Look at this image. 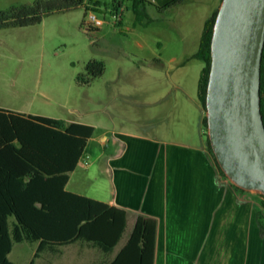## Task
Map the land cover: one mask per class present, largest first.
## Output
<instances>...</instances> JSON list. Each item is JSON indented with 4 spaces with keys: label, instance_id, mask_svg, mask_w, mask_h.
<instances>
[{
    "label": "rangeland",
    "instance_id": "374dc122",
    "mask_svg": "<svg viewBox=\"0 0 264 264\" xmlns=\"http://www.w3.org/2000/svg\"><path fill=\"white\" fill-rule=\"evenodd\" d=\"M37 1L0 0V12ZM92 1L93 9L101 3V10L88 11H96L105 21L103 31H89L83 25L82 8L47 15L34 26L0 29V108L90 124L97 128L98 137L104 127L113 123H147L155 100L165 105H188L183 91L163 92L170 81L167 75L177 68L170 59H183L198 48L204 23L219 9L221 1L185 0L164 11L158 9L161 2L157 0L147 3L146 9L125 1L128 10L123 26L115 28L114 0ZM141 34L148 40L144 48L136 43ZM156 38L162 39L163 47L156 44ZM94 60L105 63L104 74L89 84L79 82L80 75L88 76L86 66ZM197 66L201 69L205 64L193 61L186 70L195 72ZM196 96L197 88L192 93V97ZM175 114L171 121H180V111ZM102 151L97 140L88 144L69 191L95 199L107 198V180L100 163L95 162ZM252 196L255 207L260 208L262 195ZM38 245L16 244L10 260L30 264ZM102 258L98 249L78 243L61 247L57 253L45 252L36 264H100ZM236 259L235 264H244L240 256ZM252 264H264V240L258 236Z\"/></svg>",
    "mask_w": 264,
    "mask_h": 264
},
{
    "label": "crops",
    "instance_id": "0c3cea01",
    "mask_svg": "<svg viewBox=\"0 0 264 264\" xmlns=\"http://www.w3.org/2000/svg\"><path fill=\"white\" fill-rule=\"evenodd\" d=\"M161 1L165 3L168 0ZM91 2L86 0L81 8L101 10L100 2L94 9ZM154 2L146 0L140 5L134 2V7ZM125 4L124 1L119 12L121 19L114 22V28L123 26L124 14L128 10ZM115 13L113 9V16ZM96 30L103 31V27ZM139 37L136 43L144 48L148 45L147 37L142 34ZM155 42L164 46L160 38H156ZM199 47L200 42L198 48L183 59H170L177 68L167 75L170 81L163 91L164 94L173 90L183 91L189 100L188 105H165L155 100L147 123H141V120L128 124L113 123L104 127L98 137L97 128L91 125L95 131L88 144L95 140L101 143L103 151L95 162L100 163L108 188L107 198L92 199L127 213L124 240L110 255L101 252L103 258L100 264L117 256L139 216L151 218L157 224L154 264H235L237 256H240L241 262L244 259V264H252L254 240L257 236L264 240L260 235L257 222L259 208L254 205L253 193L237 190L223 177L208 149L205 111L199 98L204 66L201 69L197 66L195 72L186 70L189 63L201 61L193 57ZM196 88L197 96L194 98L192 93ZM176 111H180L181 118L174 122L171 120ZM161 112L168 113L162 117ZM79 164L70 173L67 190ZM10 221L13 219L10 218Z\"/></svg>",
    "mask_w": 264,
    "mask_h": 264
},
{
    "label": "trees",
    "instance_id": "16d2710c",
    "mask_svg": "<svg viewBox=\"0 0 264 264\" xmlns=\"http://www.w3.org/2000/svg\"><path fill=\"white\" fill-rule=\"evenodd\" d=\"M86 0H38L0 12V29L25 28L40 24L53 13L81 8ZM124 1L140 5L146 0H114L113 9L120 14ZM158 9L164 11L185 0H168ZM222 1V0H221ZM89 31L96 28L87 21ZM218 14L216 9L207 19L198 52L193 56L204 62L199 83V98L206 112V95L211 68V42ZM106 66L91 61L86 66L88 76L78 81L89 84L101 77ZM261 112L264 119V51L261 68ZM207 131V117H204ZM95 128L82 123H68L45 116L25 115L0 108V264H15L9 255L15 244L37 242L38 248L30 264L45 252L57 253L59 248L74 244L89 245L105 255L113 253L127 232V213L108 204L72 193L66 189L70 173L76 170L84 156ZM207 144L215 164L221 171L208 134ZM236 187V186H235ZM237 190L245 192L236 187ZM257 222L264 237V196ZM10 218L13 221H10ZM156 221L139 216L125 245L112 260L104 264H154Z\"/></svg>",
    "mask_w": 264,
    "mask_h": 264
},
{
    "label": "water",
    "instance_id": "95a60500",
    "mask_svg": "<svg viewBox=\"0 0 264 264\" xmlns=\"http://www.w3.org/2000/svg\"><path fill=\"white\" fill-rule=\"evenodd\" d=\"M263 51L264 0H222L211 42L207 134L226 178L240 190L262 196Z\"/></svg>",
    "mask_w": 264,
    "mask_h": 264
},
{
    "label": "built area",
    "instance_id": "2783aa9c",
    "mask_svg": "<svg viewBox=\"0 0 264 264\" xmlns=\"http://www.w3.org/2000/svg\"><path fill=\"white\" fill-rule=\"evenodd\" d=\"M114 19L118 22L121 19V15L118 13L114 14ZM87 21L96 28H102L105 25V21L98 16L95 12H89L87 16ZM88 165V161L85 162Z\"/></svg>",
    "mask_w": 264,
    "mask_h": 264
}]
</instances>
